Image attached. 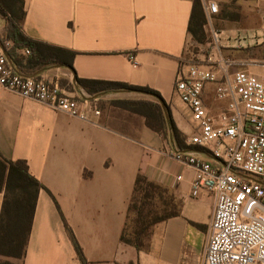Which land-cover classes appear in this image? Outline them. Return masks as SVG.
Wrapping results in <instances>:
<instances>
[{"label":"crops","instance_id":"obj_1","mask_svg":"<svg viewBox=\"0 0 264 264\" xmlns=\"http://www.w3.org/2000/svg\"><path fill=\"white\" fill-rule=\"evenodd\" d=\"M22 1L24 34L75 55L72 68L52 66L21 74L58 86L81 109L91 105L100 116L91 115L92 121L85 122L0 87V154L24 160L44 187L38 193L25 257L0 261L80 264L66 223L91 264H203L208 234L192 223L209 229L215 198L206 192L191 196L194 171L176 161L174 154L190 149L205 161L210 156L187 144L195 123L174 93V83L193 60L190 44L206 52L197 56V63L209 68L229 61L235 65L230 72L244 69L263 78L264 55L259 57L254 50L264 47V0H202L203 6H218L214 15L204 9L203 45L188 31L193 0ZM5 25L0 16V39L5 37ZM214 32L219 52L212 49ZM255 67L258 74L253 73ZM76 78L148 88L159 98L132 91L89 94ZM213 90L208 84L204 99L218 112L224 103L213 99ZM112 101L162 103L166 119L168 110L186 148L169 134L164 137L149 128L143 115ZM138 175L167 188L181 209L179 217L154 227L145 252L120 242ZM2 201L0 193V213Z\"/></svg>","mask_w":264,"mask_h":264},{"label":"built area","instance_id":"obj_2","mask_svg":"<svg viewBox=\"0 0 264 264\" xmlns=\"http://www.w3.org/2000/svg\"><path fill=\"white\" fill-rule=\"evenodd\" d=\"M204 9L209 15L218 13L215 3L204 4ZM212 42L219 52L215 32ZM130 60L138 65L133 56ZM213 64L208 68L191 61L174 83V93L195 123L187 144L209 154L210 161L190 149L174 158L194 171L192 197L206 192L215 198L203 264H264V77L244 69L230 72L235 65L229 61ZM208 84L214 85L213 99L224 103L218 112L204 99ZM0 87L85 122L100 116L91 105L81 109L58 86L18 73L1 48Z\"/></svg>","mask_w":264,"mask_h":264},{"label":"trees","instance_id":"obj_3","mask_svg":"<svg viewBox=\"0 0 264 264\" xmlns=\"http://www.w3.org/2000/svg\"><path fill=\"white\" fill-rule=\"evenodd\" d=\"M0 16L6 19L5 37L0 39L6 57L18 73H31L41 68L60 66L72 68L75 53L66 49L33 41L23 32L25 18L22 0H0ZM207 23L202 0H193L188 31L194 41L207 43L204 26ZM29 51V54L25 52ZM22 75V74H21ZM76 84L89 94H106L111 91H132L159 95L148 88L124 83L84 80L76 78ZM112 104L143 115L149 128L166 137L168 134L180 148L185 139L175 127L169 111L168 120L158 103L143 101H112ZM44 187L29 173L24 160H8L0 154V193L3 201L0 213V257L22 260L30 237L38 193ZM181 215L180 203L170 191L143 175H138L128 203L126 222L120 242L139 252L149 249L150 239L156 225ZM65 222V221H64ZM192 225L203 231L204 226ZM70 240L80 264L89 263L73 234ZM0 264H14L9 260Z\"/></svg>","mask_w":264,"mask_h":264},{"label":"rangeland","instance_id":"obj_4","mask_svg":"<svg viewBox=\"0 0 264 264\" xmlns=\"http://www.w3.org/2000/svg\"><path fill=\"white\" fill-rule=\"evenodd\" d=\"M188 51L190 52V54L192 55V56H194L193 57V60H192V62H198V59H197V56H199V57H201V56H203L204 54H206V52H205V50H203V51H200V49L199 48H193V46H191V44L188 46ZM201 52V53H200ZM254 54L255 55H259V57H262L263 58V56L262 55H264V47L261 49V50H254ZM262 64H264V63H262ZM261 66V65H260ZM260 70H259V68H254L253 69V73L254 74H258V72H259ZM260 75V74H259ZM203 231H205L207 234H208V232H209V229L208 228H206V227H204V229H203Z\"/></svg>","mask_w":264,"mask_h":264},{"label":"water","instance_id":"obj_5","mask_svg":"<svg viewBox=\"0 0 264 264\" xmlns=\"http://www.w3.org/2000/svg\"><path fill=\"white\" fill-rule=\"evenodd\" d=\"M0 48L2 49V51L5 53V50H4V48H3V46H2V43H1V41H0ZM161 105H162V103H161ZM163 106V105H162Z\"/></svg>","mask_w":264,"mask_h":264}]
</instances>
